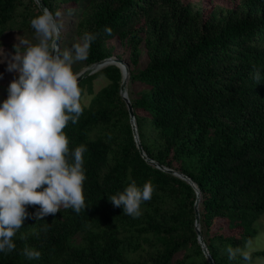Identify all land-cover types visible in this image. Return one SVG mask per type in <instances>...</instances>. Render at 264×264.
Wrapping results in <instances>:
<instances>
[{"label":"trees","instance_id":"1","mask_svg":"<svg viewBox=\"0 0 264 264\" xmlns=\"http://www.w3.org/2000/svg\"><path fill=\"white\" fill-rule=\"evenodd\" d=\"M41 1L54 15L60 5L79 8V42L85 33L97 35L84 68L112 56V39L128 48V81L144 87L127 93L139 143L146 157L198 188L199 228L213 263L264 259V249L244 253L264 217V79L253 78L257 70L264 75V0L214 7L205 18L181 0ZM40 14L33 0H0V37L31 28ZM141 48L147 63L136 69ZM100 75L108 83L94 94ZM120 81L115 65L81 79L82 97L93 96L88 106L81 101L79 121L63 130L70 149L87 147L85 210L61 208L37 220L39 206H28L16 248L0 253V264H208L194 231L195 190L141 157ZM130 180L154 187L138 218L109 201ZM217 223L230 233H220ZM25 249L40 258L29 260Z\"/></svg>","mask_w":264,"mask_h":264},{"label":"clouds","instance_id":"2","mask_svg":"<svg viewBox=\"0 0 264 264\" xmlns=\"http://www.w3.org/2000/svg\"><path fill=\"white\" fill-rule=\"evenodd\" d=\"M59 15L44 9L30 22L37 42L23 40L25 51L18 53L14 46V54L0 60L7 62L6 71L17 74L8 85L6 99L0 101V253L15 250L13 238L30 218L28 206H39L34 213L37 220L61 208L76 213L86 208L87 147L70 149L63 130L83 114L79 73L73 65L88 58L97 35L85 33L80 43L61 50ZM105 32L112 34L110 28ZM253 78L260 84L264 75L257 70ZM153 192L150 181L141 187L130 180L109 201L138 218L142 203L151 200ZM24 255L32 260L41 254L25 249Z\"/></svg>","mask_w":264,"mask_h":264},{"label":"rangeland","instance_id":"3","mask_svg":"<svg viewBox=\"0 0 264 264\" xmlns=\"http://www.w3.org/2000/svg\"><path fill=\"white\" fill-rule=\"evenodd\" d=\"M184 4H189L192 7L199 9L203 13V17H207L208 14L218 7L221 9H233L237 6L239 0H181ZM60 8L57 9L56 13H59V21L62 23L63 27L61 29V36L59 39V47L61 50L65 48H71L74 44L80 43L74 36V25L76 18L79 15V8L73 6L72 4L60 5ZM26 40L30 43H36V37L34 31L31 28L28 29H9L7 30L2 37H0V60L4 58V55L10 58L14 54V46H16L15 51L22 53L25 51V48L21 45V41ZM107 47L112 48L111 57L122 60L128 70L132 68L128 60V48L120 45V43L112 39L107 42ZM5 53V54H4ZM138 63L136 69H142L147 63L146 52L141 48L140 56L138 58ZM7 62L0 63V96L3 92L5 86H8L17 74L14 72L6 71ZM82 61L77 62L73 65V71L78 73L83 69ZM108 83L107 79L102 75L98 76L93 81V93H97L101 88L106 86ZM127 93H132V97L144 87L136 82L127 81ZM93 95H84L81 99L84 106H88ZM219 232L224 234H229L230 231L226 230L225 226L221 223H217L214 228L218 229ZM259 234L255 239H253L245 248L244 253L249 254L254 251L264 249V217L258 222ZM181 254L178 253L175 255L174 260L180 259ZM249 264H264V259H254Z\"/></svg>","mask_w":264,"mask_h":264},{"label":"water","instance_id":"4","mask_svg":"<svg viewBox=\"0 0 264 264\" xmlns=\"http://www.w3.org/2000/svg\"><path fill=\"white\" fill-rule=\"evenodd\" d=\"M34 3L37 5L38 9L41 11L46 9L44 4L42 3L41 0H33ZM59 43V41H58ZM107 65H115L121 74V81H120V85H119V95L121 97V99L124 101L126 108H127V112H128V117H129V123L131 125V131H132V135H133V139L136 145V148L139 152V154L141 155V157L150 165L154 166L155 168L165 171L185 182H187L194 190L196 193V200L194 203V231L196 233V241L198 243V245L200 246V249L202 251V254L204 255L206 261L208 262V264H214L210 255L208 254V251L204 245L203 239H202V235L200 232V228H199V212H198V204H199V200H200V193L198 188L196 187V185L191 181V179L189 177H187L186 175L179 173L177 171H174L172 169L169 168H165L163 166H160L158 163H156L153 160H150L148 157H146V155L144 154L142 147L139 143V139H138V135H137V130H136V125L134 122V115H133V110L132 107L130 105L128 96H127V81H128V76H129V70L127 68V66L124 64V62L120 59L114 58V57H109V58H105L97 63H94L88 67L83 68L79 73V80L78 82L83 79L86 78L87 76L97 72L99 69L107 66Z\"/></svg>","mask_w":264,"mask_h":264}]
</instances>
